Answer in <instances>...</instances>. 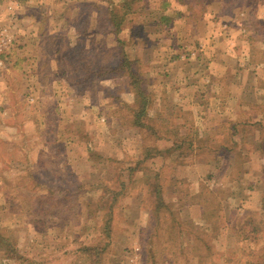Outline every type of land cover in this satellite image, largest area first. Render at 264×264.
<instances>
[{
  "label": "rangeland",
  "instance_id": "rangeland-1",
  "mask_svg": "<svg viewBox=\"0 0 264 264\" xmlns=\"http://www.w3.org/2000/svg\"><path fill=\"white\" fill-rule=\"evenodd\" d=\"M204 1L0 0V264H264V125L194 70L264 0Z\"/></svg>",
  "mask_w": 264,
  "mask_h": 264
},
{
  "label": "crops",
  "instance_id": "crops-1",
  "mask_svg": "<svg viewBox=\"0 0 264 264\" xmlns=\"http://www.w3.org/2000/svg\"><path fill=\"white\" fill-rule=\"evenodd\" d=\"M215 34L217 35V32ZM228 34L230 33L225 30V33L215 35L217 39L212 40L216 42L213 53L202 59V63L196 64L197 68H194L197 72L196 76L204 74L205 79L209 81L210 97L218 109L217 116H220L214 123L230 121L233 126L238 123L264 125V42L253 41L246 36L241 37L240 41L234 39L233 35L227 37ZM221 39L225 41L226 47L223 50L226 51L227 56L225 61L218 63L216 61L222 58L220 56L218 58L219 48L222 47L219 42ZM257 49L263 50L260 58L255 56ZM186 69L190 73L193 71L191 67ZM181 81L182 85L179 86L186 87L187 83ZM197 82L201 84L200 86L203 85L200 81ZM195 105L200 106V103L197 102ZM251 106L259 107V110L251 111ZM200 113L204 114L205 111ZM239 116H242L240 120H238ZM241 138L243 141L246 140Z\"/></svg>",
  "mask_w": 264,
  "mask_h": 264
},
{
  "label": "trees",
  "instance_id": "trees-1",
  "mask_svg": "<svg viewBox=\"0 0 264 264\" xmlns=\"http://www.w3.org/2000/svg\"><path fill=\"white\" fill-rule=\"evenodd\" d=\"M182 1H184V3L189 5V6H191L192 3H193V0L192 1L182 0ZM201 1H202L203 4L205 3L204 0H201ZM225 1H229V3H230L233 0H225ZM134 2H135V0H123V3H122L123 9H126L128 12H132L133 7H134L133 6ZM126 13L127 12L122 13L121 17H118L117 14H115L111 18V23L116 26L115 27V29H117L116 32H118L119 29H120V26H122L123 18L126 15ZM138 94L143 95V97H141V99H140V105H141L140 108H138L137 110L135 109L136 110V114H135L134 123H136V124H139V123L142 122V117L147 113V104H148V99H147V97L144 94V90L140 89V91H138ZM140 118H141V121H139ZM141 124H143V122ZM63 165L66 166V167H68V165H69V163L67 162V156L66 155H64V158H63ZM68 169H69V167H68ZM28 176H29V178L31 177L30 181H31V183H35L34 185H35V188H37V189L39 187H41L42 185H47L46 182L41 181L38 178L35 179V176H34L33 173H28ZM5 181H7V180H5ZM257 226H258V224L255 226V229L258 232L260 230V226H258V227Z\"/></svg>",
  "mask_w": 264,
  "mask_h": 264
}]
</instances>
